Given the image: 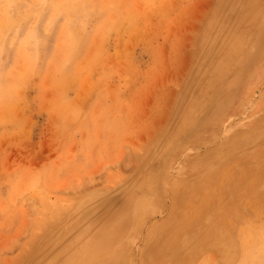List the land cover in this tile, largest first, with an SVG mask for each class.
<instances>
[{
    "label": "rangeland",
    "instance_id": "374dc122",
    "mask_svg": "<svg viewBox=\"0 0 264 264\" xmlns=\"http://www.w3.org/2000/svg\"><path fill=\"white\" fill-rule=\"evenodd\" d=\"M0 264H264V0H0Z\"/></svg>",
    "mask_w": 264,
    "mask_h": 264
},
{
    "label": "bare ground",
    "instance_id": "6f19581e",
    "mask_svg": "<svg viewBox=\"0 0 264 264\" xmlns=\"http://www.w3.org/2000/svg\"><path fill=\"white\" fill-rule=\"evenodd\" d=\"M238 9V8H237ZM231 17V16H230ZM226 73V71H223L221 73V75H224ZM94 238H96L95 244L93 247H97L101 250L104 251H110V248L113 247L114 244H116V240H117V235H113L109 236L106 238V236H101L100 234H98L97 236H95ZM92 247V246H91ZM92 247V248H93ZM112 249V248H111Z\"/></svg>",
    "mask_w": 264,
    "mask_h": 264
}]
</instances>
